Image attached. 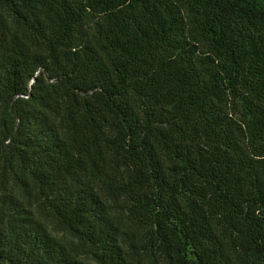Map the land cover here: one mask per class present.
<instances>
[{
	"label": "trees",
	"instance_id": "obj_1",
	"mask_svg": "<svg viewBox=\"0 0 264 264\" xmlns=\"http://www.w3.org/2000/svg\"><path fill=\"white\" fill-rule=\"evenodd\" d=\"M0 264H264V0H0Z\"/></svg>",
	"mask_w": 264,
	"mask_h": 264
}]
</instances>
